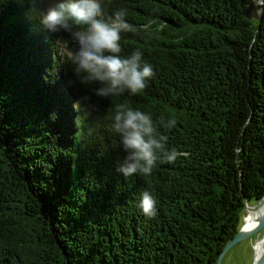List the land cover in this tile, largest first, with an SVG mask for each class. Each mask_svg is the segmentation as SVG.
<instances>
[{
  "label": "trees",
  "instance_id": "trees-1",
  "mask_svg": "<svg viewBox=\"0 0 264 264\" xmlns=\"http://www.w3.org/2000/svg\"><path fill=\"white\" fill-rule=\"evenodd\" d=\"M252 1L104 0L109 15L151 20L123 34L121 54L142 49L155 76L143 93L99 98L68 87L41 0H0V264H215L244 200L264 195V12L247 20ZM120 103L149 112L183 155L121 175ZM169 116L175 127H161Z\"/></svg>",
  "mask_w": 264,
  "mask_h": 264
},
{
  "label": "clouds",
  "instance_id": "clouds-1",
  "mask_svg": "<svg viewBox=\"0 0 264 264\" xmlns=\"http://www.w3.org/2000/svg\"><path fill=\"white\" fill-rule=\"evenodd\" d=\"M127 17V8L107 14L104 0H48L41 24L56 36V54L72 67L75 78L67 81L68 87L93 86L92 91L99 98L135 96L147 89L155 76L153 65L145 59L142 49L122 55L121 40L126 33H148L152 23L150 20L137 26ZM176 123L169 116L162 118L160 125L171 129ZM110 124L125 153L118 171L126 178L150 176L159 164L175 163L183 155L167 146L153 116L140 108L125 103L115 105ZM157 203L150 190L140 193L139 208L146 217L157 215Z\"/></svg>",
  "mask_w": 264,
  "mask_h": 264
},
{
  "label": "water",
  "instance_id": "water-1",
  "mask_svg": "<svg viewBox=\"0 0 264 264\" xmlns=\"http://www.w3.org/2000/svg\"><path fill=\"white\" fill-rule=\"evenodd\" d=\"M264 12L263 0H253L248 6L243 9L242 14L247 20H256L260 21ZM262 209V215L258 222V227H253V229L243 232V226L238 230L236 235L224 246V248L219 253L215 264H220L221 258L223 255L236 243L249 238L251 236L256 235L264 228V195L260 198V200L253 206L248 205V203L244 200V211L249 209ZM252 264H264V253L261 255L260 259L256 262L253 257Z\"/></svg>",
  "mask_w": 264,
  "mask_h": 264
},
{
  "label": "rangeland",
  "instance_id": "rangeland-1",
  "mask_svg": "<svg viewBox=\"0 0 264 264\" xmlns=\"http://www.w3.org/2000/svg\"><path fill=\"white\" fill-rule=\"evenodd\" d=\"M41 4L42 10L44 11L48 6V0H41ZM245 214L246 211H244L242 214L239 229L244 224ZM263 237L264 228L256 235L246 238L239 243H236L223 255L220 264H252L255 254V248Z\"/></svg>",
  "mask_w": 264,
  "mask_h": 264
},
{
  "label": "bare ground",
  "instance_id": "bare-ground-1",
  "mask_svg": "<svg viewBox=\"0 0 264 264\" xmlns=\"http://www.w3.org/2000/svg\"><path fill=\"white\" fill-rule=\"evenodd\" d=\"M262 215V209H249L246 211V214L244 215V224L242 231H248L253 229V225L257 224L261 218ZM264 253V237L262 240L257 244L255 248V254L254 259L257 262L261 255Z\"/></svg>",
  "mask_w": 264,
  "mask_h": 264
}]
</instances>
